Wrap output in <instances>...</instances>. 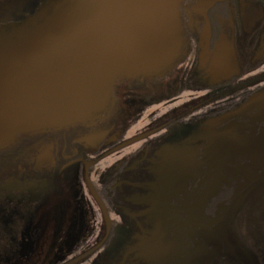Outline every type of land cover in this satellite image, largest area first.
<instances>
[{"label": "flooded vegetation", "instance_id": "af4514ba", "mask_svg": "<svg viewBox=\"0 0 264 264\" xmlns=\"http://www.w3.org/2000/svg\"><path fill=\"white\" fill-rule=\"evenodd\" d=\"M213 231L218 264H263L264 0H182L167 71L0 149V264H198Z\"/></svg>", "mask_w": 264, "mask_h": 264}, {"label": "water", "instance_id": "95a60500", "mask_svg": "<svg viewBox=\"0 0 264 264\" xmlns=\"http://www.w3.org/2000/svg\"><path fill=\"white\" fill-rule=\"evenodd\" d=\"M181 1L38 0L17 20L1 21L0 149L19 134L94 120L111 103L117 78L167 71ZM213 235V254L200 250L198 264H218L225 238ZM229 245L237 258V245Z\"/></svg>", "mask_w": 264, "mask_h": 264}]
</instances>
